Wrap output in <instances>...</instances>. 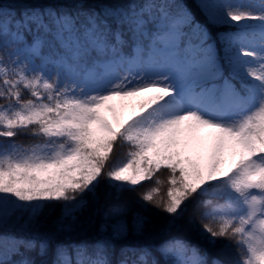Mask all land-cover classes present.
Returning <instances> with one entry per match:
<instances>
[{
	"label": "snow or ice",
	"instance_id": "snow-or-ice-1",
	"mask_svg": "<svg viewBox=\"0 0 264 264\" xmlns=\"http://www.w3.org/2000/svg\"><path fill=\"white\" fill-rule=\"evenodd\" d=\"M150 208L204 247L142 242ZM10 223L0 264H264V0H0Z\"/></svg>",
	"mask_w": 264,
	"mask_h": 264
},
{
	"label": "trees",
	"instance_id": "trees-1",
	"mask_svg": "<svg viewBox=\"0 0 264 264\" xmlns=\"http://www.w3.org/2000/svg\"><path fill=\"white\" fill-rule=\"evenodd\" d=\"M49 2H52V0H15V3L18 5V9L34 5L36 3H49ZM60 2L64 3L67 2V0H60ZM189 2L194 4L195 0H189ZM95 3L96 0H88V6H92ZM137 191L142 192L143 189L138 188ZM121 199L128 201L133 210H140V206L137 203V194L135 192H125L122 194ZM146 214L149 216L150 222L146 226V231L144 236L139 238L142 242L150 243L152 245H159L162 241L178 238L180 240H184L188 242L190 245H198L201 248L204 247L195 235L190 234L188 231L185 230L182 223L178 222L175 225L170 226L168 223V218L166 214H164L163 212H159L155 208H150L149 210L146 211ZM51 219L52 218H49L44 222L43 227L40 228L41 231H47L52 228ZM98 222H99V218H97V223ZM32 231H35V229L34 228L21 229L20 224L12 225L10 223L8 225H4L0 227V235L7 233L17 236H27ZM94 235H95L94 231L83 233L77 239V242H79V240L91 241ZM60 239L63 240L64 237L61 236ZM32 255L34 257L36 256L35 253H33ZM155 255L157 260H159L161 264H164V257L161 256L160 253H155ZM36 258L39 259V257ZM53 258L54 257L52 253H50L49 256L47 257L48 260H51ZM113 258L115 259L116 257ZM175 258L176 256L174 254L169 255V259H175ZM226 258L230 260L236 259L237 257L235 251H230Z\"/></svg>",
	"mask_w": 264,
	"mask_h": 264
},
{
	"label": "rangeland",
	"instance_id": "rangeland-1",
	"mask_svg": "<svg viewBox=\"0 0 264 264\" xmlns=\"http://www.w3.org/2000/svg\"><path fill=\"white\" fill-rule=\"evenodd\" d=\"M189 255H190V254H189ZM176 258H177V257H176ZM176 258H175V259H176Z\"/></svg>",
	"mask_w": 264,
	"mask_h": 264
}]
</instances>
